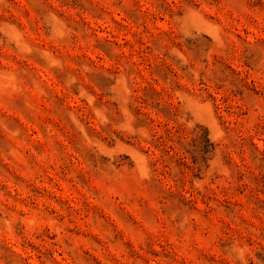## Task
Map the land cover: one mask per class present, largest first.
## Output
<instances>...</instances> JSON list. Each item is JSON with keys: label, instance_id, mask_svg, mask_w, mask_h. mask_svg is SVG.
<instances>
[{"label": "rangeland", "instance_id": "obj_1", "mask_svg": "<svg viewBox=\"0 0 264 264\" xmlns=\"http://www.w3.org/2000/svg\"><path fill=\"white\" fill-rule=\"evenodd\" d=\"M0 264H264V0H0Z\"/></svg>", "mask_w": 264, "mask_h": 264}]
</instances>
